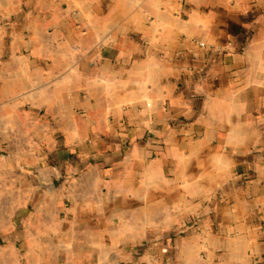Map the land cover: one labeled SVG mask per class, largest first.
Listing matches in <instances>:
<instances>
[{
  "label": "crops",
  "instance_id": "0c3cea01",
  "mask_svg": "<svg viewBox=\"0 0 264 264\" xmlns=\"http://www.w3.org/2000/svg\"><path fill=\"white\" fill-rule=\"evenodd\" d=\"M22 2L0 0V264H262L264 0ZM10 160L57 185L32 215Z\"/></svg>",
  "mask_w": 264,
  "mask_h": 264
},
{
  "label": "water",
  "instance_id": "95a60500",
  "mask_svg": "<svg viewBox=\"0 0 264 264\" xmlns=\"http://www.w3.org/2000/svg\"><path fill=\"white\" fill-rule=\"evenodd\" d=\"M9 167L14 171H20V169L16 168V166L13 164L12 160L9 161ZM20 172H22L24 175H27L30 182L36 187L33 195V200L30 205V210L28 212L29 215H32L37 209L42 206L43 200L46 195L56 190L57 185L52 177H44L40 175L32 166H24V168Z\"/></svg>",
  "mask_w": 264,
  "mask_h": 264
},
{
  "label": "rangeland",
  "instance_id": "374dc122",
  "mask_svg": "<svg viewBox=\"0 0 264 264\" xmlns=\"http://www.w3.org/2000/svg\"><path fill=\"white\" fill-rule=\"evenodd\" d=\"M29 1H32V0H23V2H22V4H23V6H24V10L27 12V11H30V12H33L34 11V7H35V5H28L30 2ZM7 163L9 164V161H7ZM13 164L16 166V168H18V169H20V171H22V169L24 168V166H28V165H23V166H18V165H16L14 162H13ZM57 167L59 168V166L57 165ZM14 171V170H13ZM19 170H18V172L17 171H14V172H17L18 174H22V175H24L22 172H20ZM262 262V264H264V260H262L261 261Z\"/></svg>",
  "mask_w": 264,
  "mask_h": 264
},
{
  "label": "built area",
  "instance_id": "2783aa9c",
  "mask_svg": "<svg viewBox=\"0 0 264 264\" xmlns=\"http://www.w3.org/2000/svg\"><path fill=\"white\" fill-rule=\"evenodd\" d=\"M199 44H200V46H204L203 43H199Z\"/></svg>",
  "mask_w": 264,
  "mask_h": 264
}]
</instances>
